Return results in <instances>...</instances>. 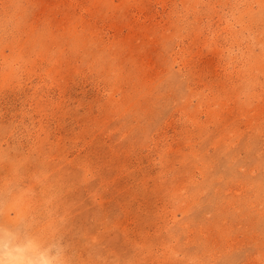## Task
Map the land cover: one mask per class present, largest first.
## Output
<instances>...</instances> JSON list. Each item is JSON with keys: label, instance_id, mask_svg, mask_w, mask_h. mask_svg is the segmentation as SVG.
Returning a JSON list of instances; mask_svg holds the SVG:
<instances>
[{"label": "rangeland", "instance_id": "1", "mask_svg": "<svg viewBox=\"0 0 264 264\" xmlns=\"http://www.w3.org/2000/svg\"><path fill=\"white\" fill-rule=\"evenodd\" d=\"M0 264H264V0H0Z\"/></svg>", "mask_w": 264, "mask_h": 264}]
</instances>
